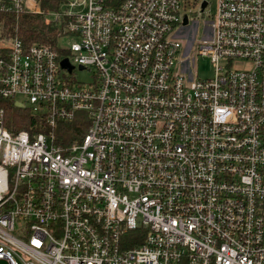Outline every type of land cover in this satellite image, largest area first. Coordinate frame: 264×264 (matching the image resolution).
Returning a JSON list of instances; mask_svg holds the SVG:
<instances>
[{
	"label": "built area",
	"instance_id": "obj_1",
	"mask_svg": "<svg viewBox=\"0 0 264 264\" xmlns=\"http://www.w3.org/2000/svg\"><path fill=\"white\" fill-rule=\"evenodd\" d=\"M197 3L0 0L63 51L0 36V264H264V0H216L196 52L211 79L181 39ZM10 104L46 132L11 131ZM79 112L83 141L57 144Z\"/></svg>",
	"mask_w": 264,
	"mask_h": 264
},
{
	"label": "trees",
	"instance_id": "obj_2",
	"mask_svg": "<svg viewBox=\"0 0 264 264\" xmlns=\"http://www.w3.org/2000/svg\"><path fill=\"white\" fill-rule=\"evenodd\" d=\"M44 12L58 11L63 0H37ZM61 31L54 24H46L41 15L25 14L15 17L10 14L0 13V36L17 35L24 44L29 47L32 44H40L57 49V40ZM9 118V129L13 132L44 130V120L41 116H34L26 109H19L13 105H6ZM42 124L38 129L33 130L36 124ZM91 119L87 113L79 112L73 121L59 123L57 126V144L70 146L81 143L91 127Z\"/></svg>",
	"mask_w": 264,
	"mask_h": 264
},
{
	"label": "rangeland",
	"instance_id": "obj_3",
	"mask_svg": "<svg viewBox=\"0 0 264 264\" xmlns=\"http://www.w3.org/2000/svg\"><path fill=\"white\" fill-rule=\"evenodd\" d=\"M71 2H82L83 0H69ZM201 0H198V3L196 6L192 8L193 11L196 12V15L194 17H191V24L190 26L186 27L184 29V36H182V40L185 41L186 38H189L193 40L194 42V49L191 53L192 57V69H193V74L197 75L200 79H211L214 77L215 69L210 60L206 57H201L196 54L197 52V45L201 42V40L204 37L205 34V28H206V22L211 19L209 11H216V0H210V5L205 14H201ZM74 11H77V9H74ZM47 13V12H45ZM214 13V17H215ZM43 16V15H42ZM44 17V16H43ZM51 20H55V16H50L49 17ZM45 20V17H44ZM62 35V33H61ZM59 38V37H58ZM73 42L72 39H60L58 41V44L60 46H69ZM249 65L244 64V63H238L235 65L236 68H246ZM95 70L90 69L86 71H76L75 77L76 79L84 83V85H90L95 81Z\"/></svg>",
	"mask_w": 264,
	"mask_h": 264
},
{
	"label": "water",
	"instance_id": "obj_4",
	"mask_svg": "<svg viewBox=\"0 0 264 264\" xmlns=\"http://www.w3.org/2000/svg\"><path fill=\"white\" fill-rule=\"evenodd\" d=\"M206 6V4L203 5V8ZM187 23V21L185 20V24ZM61 65L63 66V68L68 69L69 71H72V66H70L69 62L67 59L63 60L61 62ZM82 69V68H81ZM20 108H22V105H18Z\"/></svg>",
	"mask_w": 264,
	"mask_h": 264
}]
</instances>
